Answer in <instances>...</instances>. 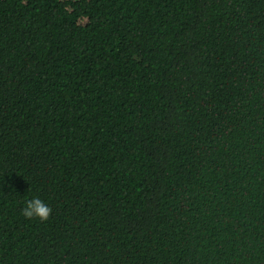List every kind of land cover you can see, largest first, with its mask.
<instances>
[{"label": "trees", "instance_id": "1", "mask_svg": "<svg viewBox=\"0 0 264 264\" xmlns=\"http://www.w3.org/2000/svg\"><path fill=\"white\" fill-rule=\"evenodd\" d=\"M0 264H264V0H0Z\"/></svg>", "mask_w": 264, "mask_h": 264}, {"label": "clouds", "instance_id": "2", "mask_svg": "<svg viewBox=\"0 0 264 264\" xmlns=\"http://www.w3.org/2000/svg\"><path fill=\"white\" fill-rule=\"evenodd\" d=\"M52 209L46 205L38 197L32 198L26 202V206L22 209L25 218H38L41 221H47Z\"/></svg>", "mask_w": 264, "mask_h": 264}]
</instances>
